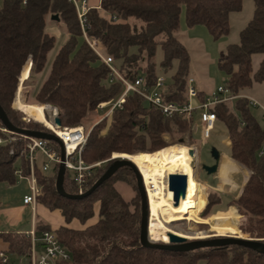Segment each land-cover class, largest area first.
Returning a JSON list of instances; mask_svg holds the SVG:
<instances>
[{"label":"trees","instance_id":"1","mask_svg":"<svg viewBox=\"0 0 264 264\" xmlns=\"http://www.w3.org/2000/svg\"><path fill=\"white\" fill-rule=\"evenodd\" d=\"M243 2L102 0L100 9L92 8L87 13V35L99 42L103 55L112 57L115 66L118 61L123 63L118 69L127 79L135 81L144 75L145 84L149 87L154 86L159 77L155 58L158 47H161L165 70L172 68L175 61L179 64L164 99L167 103L183 105L187 102L186 89L190 79V54L176 37L183 11L189 28L205 26L215 39H220L229 35L230 15L240 12ZM254 2L253 20L241 33L240 43L230 45L220 63V69L228 77L227 88L235 96L251 89L255 82L264 81V57L259 71L253 76V56H264V0ZM53 16L59 18L55 22L60 21L65 26L69 39L57 55L36 100L42 106L49 105L58 110L62 128L84 126L97 112L99 104L118 97L123 90L120 84L107 86L110 69L85 41L72 0H3L0 4V106L19 129L52 133L45 126L38 130L31 122L24 123L12 106L27 63L31 61L28 80L46 66L48 55L56 43V37L45 31L47 19ZM80 39H84L82 45L79 44ZM204 95L200 93L202 100ZM213 112L228 130L231 158L250 172L241 196L236 199L246 214V233L252 239L264 240V155L258 156L264 142V127L252 115L246 99H240L234 105L218 104ZM0 127L5 129L1 121ZM165 134L175 140V145L186 139L189 144H195L192 127L187 120L178 116L165 118L143 97L130 93L122 109L92 127L82 152L83 160L89 165L106 163L96 168L89 190L115 162L112 155L154 154L173 146L165 143ZM7 135L0 130V138L8 139ZM12 147L15 150L11 153ZM17 161L21 163L24 176H28L30 166L24 140L0 146V183L16 184ZM58 172L59 166L44 173L36 165V179L43 189V195L38 198L40 204L51 210H61L66 222L78 219L82 224L95 216V206L99 205V221L95 225L85 230L61 227L56 231L60 243L71 255V260L62 264H264L263 252L237 244L189 252L145 248L140 240V196L128 202L116 188L118 182L131 184L130 175L135 179L129 167L119 169L84 199H70L58 193ZM134 188L137 189V185ZM64 189L69 195H78L68 175H65ZM206 193L202 215L209 202ZM203 195L197 204L198 218L202 223L210 225L215 235L228 236L234 230L235 236L244 238L241 224L244 214L235 203L230 205L231 211L225 213V220L221 212L210 221L200 218ZM132 206H135V211L131 210ZM192 214L195 217L196 207L192 208ZM37 229L50 231L43 224H39ZM0 238L9 244L10 254L19 257L29 254L31 242L24 234L6 233Z\"/></svg>","mask_w":264,"mask_h":264},{"label":"rangeland","instance_id":"2","mask_svg":"<svg viewBox=\"0 0 264 264\" xmlns=\"http://www.w3.org/2000/svg\"><path fill=\"white\" fill-rule=\"evenodd\" d=\"M3 0H0V4H2ZM255 13V2L254 0H244L242 5V10L240 12H235L230 15L229 21H230V33L227 36H224L220 39H215L212 34L209 32V30L205 26H196L193 29L189 28L186 23L185 13L183 11L181 15V29L178 32V36H180V40H182L183 45L186 47V49L189 51L190 54V68H189V78L194 79L196 81V87L200 90H206L209 93L217 91L220 87L226 88L228 77L220 69V63L223 62L227 48L230 45L239 44L241 40V33L245 30V28L249 25V23L253 20ZM48 26L54 27L58 30V32L61 34V37H56V43L53 48V50L49 53L47 63L43 71L37 75H33L30 80L29 76L27 77L25 83H21L20 80V87L21 89V99L23 102L27 104H36V105H43L40 104L36 98L37 95L40 93L44 83L48 79L54 61L59 54L65 37H66V30L65 26L59 21L58 23L53 20V17H49L47 19ZM46 26V29L48 28ZM177 37V35H176ZM84 43V39L79 40V44L82 45ZM263 55H255L253 56V69L254 73L253 76L259 71L261 62L263 60ZM165 56L164 52L161 47H158L155 63H156V72L159 77H164L167 80L168 86H171L173 84L174 78L179 70V64L177 61L173 63L172 68L169 70H165L163 68V62H164ZM30 62V61H29ZM123 63L121 61L116 62L117 68L122 67ZM24 76V74H23ZM19 87V88H20ZM19 88L17 91L16 96L18 95ZM247 94L258 100L263 106H264V81L262 83L255 82L253 87L251 89L247 90ZM243 96H247L246 93L243 91L241 93ZM17 97H15V100ZM13 102V109L18 112L19 116L21 117L22 121L24 123H30L35 126L36 129L40 130L43 129L46 125H41L34 121L33 119L27 117L25 114H23L21 111H18L14 107ZM237 102V101H236ZM234 102V104H236ZM105 111L103 112H96L95 114L91 115L87 122H85V125L82 126L86 129V131H92V127L94 124H96L98 121L102 120ZM252 115L256 118L258 123L264 127V119L263 114L259 109L251 108ZM47 118L50 122L55 124V117H52L51 112L47 114ZM50 130V129H49ZM8 138H15L16 141H19L21 139L19 136L14 134H8ZM194 142L195 144H189L188 139H186L183 143H177L176 145H184L188 149H192L194 152V160L196 162V166L198 170V178L196 177L197 181L201 183L205 188L208 189V195L209 198L208 206L205 211V213L202 215V211L206 204V190L204 192L203 198H204V205L203 208L200 210L199 216L202 219H208L207 221L212 220L214 217H211L214 214L226 212L229 210L230 205L233 203L238 206L239 210L244 214V219L241 221L243 230H244V238L250 239V235L246 233V225H247V219L246 214L241 209L240 205L238 204V201L235 199L237 196L238 190L236 188L234 189V186H242L245 182V175L246 177L250 176V172L246 170L244 167L241 168L244 170L245 175L243 172L241 173H232L230 178L228 179L225 173H217L215 175H209L207 176L205 173H201L200 167H206V166H213L216 164V161L212 155L213 150H217L220 154V163L221 166L223 163L224 155L227 158H231V149L227 144V141L229 140V134L226 126L218 121L215 125V129L212 131L210 139L204 143L201 139V135L199 132L195 133L194 136ZM163 139L165 140V143L170 145H175V140L173 141L171 136L169 134H165L163 136ZM55 146H57L54 142H52ZM20 151L24 150V148H19ZM190 149V150H191ZM15 150L14 147L11 148V153ZM18 150V149H17ZM115 155H112L111 159H114ZM39 158V167H42V163L45 160L41 155H38ZM200 163H199V162ZM227 161V159L225 160ZM21 163L20 161H17L16 168L20 169ZM131 169V168H130ZM132 170V169H131ZM219 175L221 178H219ZM216 177V178H215ZM215 178V179H214ZM129 179L131 180L130 183H126L129 185V187L132 190L133 199H136L139 196L138 190L134 188L135 185H137L136 178L134 179L132 175L129 176ZM228 179V180H227ZM125 183V182H124ZM226 183H231L230 185H226ZM198 184L196 182H192L187 185V206H188V214L185 216V219L180 220L178 222H174L171 224H167L166 227L168 228V231L170 232H176L180 234H184L185 236H190L191 240L193 239H201V238H207L211 239L217 235L213 232L210 225L202 223V221L198 218V212H197V202L201 194L203 193V189L201 186L199 189H197ZM2 187V186H0ZM7 190V189H6ZM24 190H30L29 181L22 180L17 177V182L12 188L10 192H8V198L9 201H19L22 197V191ZM168 192V190H166ZM230 191H233L232 193ZM236 191V193H235ZM230 192V193H229ZM124 198L127 200L126 195H124ZM223 201V204L218 207L217 204L219 201ZM39 203V202H38ZM219 205V204H218ZM196 207V215L195 217L192 214V208ZM132 211H135V206L131 207ZM29 215L27 218H29ZM223 219L226 218V214L222 213L220 214ZM211 217V218H210ZM232 222V221H231ZM169 232V233H170ZM167 233L165 232L163 234V237L161 238L160 242L157 243H165L167 241ZM168 233V234H169ZM202 233V234H201ZM200 235V236H199ZM232 235V234H231ZM198 236L199 238H197ZM196 237V238H195ZM164 238V239H163ZM153 242V241H152ZM156 243V242H155ZM200 264H205L204 262Z\"/></svg>","mask_w":264,"mask_h":264},{"label":"built area","instance_id":"3","mask_svg":"<svg viewBox=\"0 0 264 264\" xmlns=\"http://www.w3.org/2000/svg\"><path fill=\"white\" fill-rule=\"evenodd\" d=\"M100 1L102 2V0ZM72 2L77 8L85 41L110 69L109 77L106 80L107 86L120 84L123 87L118 97L98 105L97 112H106L102 120L107 118L110 119L114 111L122 109L125 99L130 93L138 94L143 97L154 108L160 110L165 118L178 116L187 120L191 124L193 135L199 132L204 143L210 139L212 131L219 121L217 115L213 112L214 107L218 104L231 103L234 105V102L240 99H246L249 102V108L259 109L264 119V106L260 102L249 96H235L227 87H220L217 91L204 95V99L202 100L200 97L201 92L197 89L195 80L189 79L186 89L187 102L180 105L174 102L167 103L165 101L164 95L167 93L168 83L164 77H158L156 84L152 87L145 84L144 75H140L135 81L127 79L115 66L113 58L103 55L99 42L91 39L87 35V30L89 29L87 13L92 8L100 9L101 7H92L88 0H72ZM114 20L116 21V18H114ZM242 126H244V123H242ZM60 129L64 131L66 138L59 137L54 131L50 130L62 143V145L57 143V146L48 140L20 136L21 140L25 141V155L30 166V173L28 176H24L21 168L17 171V177L29 181L30 185V194L24 197V205H36L38 203V198L43 195V189L38 183L35 175V167L39 163L38 155H41L45 159L41 167L44 173H48L53 167H60V165L63 164L65 166L66 175H68L69 180L75 185L78 195H83L89 190V184L96 174V168L106 163L101 162L89 165L83 160L82 152L87 144L91 131H86L82 126L65 129L61 127ZM0 130L4 134H11V132L1 127ZM69 135H73V142H75L74 147L68 144L70 142ZM15 141V138H0V146ZM62 151H64L65 154L64 160L62 159ZM191 151L193 150L191 149ZM263 155L264 142L258 153L259 157ZM193 157H195L194 152ZM26 237L31 241V248L29 254L25 257H21V259L26 258L27 261L24 262L20 260L21 262L16 264H62L71 260L70 253L60 243L56 232L43 231L41 236L38 237L37 233L32 231L27 234ZM0 260V264H15L11 261L10 257L3 252L0 253Z\"/></svg>","mask_w":264,"mask_h":264},{"label":"bare ground","instance_id":"4","mask_svg":"<svg viewBox=\"0 0 264 264\" xmlns=\"http://www.w3.org/2000/svg\"><path fill=\"white\" fill-rule=\"evenodd\" d=\"M30 65L31 61L28 62L25 67L23 73L24 76L20 79L21 83H25L29 76ZM21 89L22 88L20 87L14 107L37 123L49 127V129L54 131L59 137L66 138L64 131L54 123L50 122L47 118L49 112H51L52 117H56L58 110L49 105L41 106L24 103L21 99ZM69 137L70 142L68 144L71 147H74L75 142H73V135H69ZM190 151L191 150L184 145H173L154 154H138L132 156L116 154L114 157V159H129L137 167L143 177V182L147 188V196L149 199V236L154 243L160 242L165 232H170L166 227L167 224L169 225L183 220L188 214L187 185L193 181L197 182L195 179V166L193 167L195 160ZM220 167V172L225 174L240 171V168L236 164L228 160ZM166 190H168V192ZM168 233L166 235L167 241L165 243H169L170 239L168 235L170 233H174L187 239L191 238L190 236H185L184 234L173 231L169 234ZM230 236H235L234 230L233 234ZM196 237L199 238L198 236ZM215 237L225 236L217 235ZM208 238L210 237L201 239Z\"/></svg>","mask_w":264,"mask_h":264},{"label":"water","instance_id":"5","mask_svg":"<svg viewBox=\"0 0 264 264\" xmlns=\"http://www.w3.org/2000/svg\"><path fill=\"white\" fill-rule=\"evenodd\" d=\"M53 20H59L58 16H53ZM0 121L5 129L15 135L31 137L36 139L48 140L51 142H56L62 145L61 141L53 134V133H44L39 131H28L15 127L9 120L3 108L0 106ZM55 125L58 127H62V123L57 116L55 118ZM193 156V151H190ZM213 157L217 160V165L214 167H205L210 175L215 174L217 172L218 165L220 163L221 154L217 150H213ZM64 151H62V159L64 160ZM115 162L111 165V167L107 170V172L91 187L83 195H69L64 189V179L66 175L65 166L63 164L59 167V172L56 180V187L58 193L62 197L70 198V199H84L92 195L103 183H105L110 177H112L119 169L123 167H129L132 169L136 182H137V190L141 199L142 206V222H141V236L140 240L145 248H153L160 250H170L175 252H189L202 248L209 247H225L231 244H237L245 247L252 248L259 252L264 253V240L258 239H246L239 238L235 236H225V237H213L211 239H200V240H189L184 237H180L174 233H170L169 243H154L151 241L149 236V199L147 196V190L145 184L143 182V177L138 171L137 167L129 160L124 158L113 159Z\"/></svg>","mask_w":264,"mask_h":264},{"label":"crops","instance_id":"6","mask_svg":"<svg viewBox=\"0 0 264 264\" xmlns=\"http://www.w3.org/2000/svg\"><path fill=\"white\" fill-rule=\"evenodd\" d=\"M89 3L92 7H98V6H100L101 1L100 0H90ZM48 24L49 23L47 21L46 26H48ZM191 29H193V28H191ZM46 32L49 33L50 35L55 36V37H58V38L61 37V34L54 27L49 28V26H48V28L46 29ZM177 38L180 40V36H178V34H177ZM68 39H69V37L66 34L63 46L68 41ZM180 41L182 42V40H180ZM195 85H196V81H195ZM198 90L200 92L204 93L205 95L210 94L206 90H200V89H198ZM244 92L246 93L247 96L252 97V96L247 94V90ZM227 144L231 149V143L229 140L227 141ZM226 159L230 162H233L234 164H236L240 168V171H236L234 173L237 174V173L243 172L245 175V172L242 169L244 166L235 162L232 158H227L225 155H224V158L222 160L223 161L222 163H224ZM241 166H242V168H241ZM219 173H220V170H219ZM231 174H226L228 179L230 178ZM219 178H221L220 175H219ZM248 179H249V177H246V175H245V182L243 183V185L241 187L240 186H238V187L234 186V189L236 188V190H238L237 196L235 197V199L238 200V198L241 196V194L243 192V188H244L246 182L248 181ZM196 183L198 184L196 186L197 189H199L200 186L203 189V193L201 194V196L204 194L205 190H206V192H208V189L205 188L201 183H199L198 181ZM230 184L226 183V185H230ZM0 186H2V187H0V235L6 234V233H18V234H24L25 236H27V234L31 233L32 231H35L37 233V236L40 237L43 230L37 229L39 224L46 225L50 228V231L56 232L61 227H67V228L73 229V230H85V229L95 225L99 221V205L98 204L95 206V216L92 219L88 220L86 224H82L78 219H73L71 222H66V220L62 214V211L59 209L51 210V209L47 208L46 206H44L40 203H37L34 206L24 205V197L30 194V190L22 191L21 199L19 201L12 202V201H9L8 192H10L12 190L14 185L10 186L7 183H0ZM116 188L122 194L123 197H124V195L129 197V198H127V200L125 198L124 199L126 201L130 202V200L133 198V193H132V190L129 187V185H127L124 182H118L116 184ZM230 192L232 193L233 191H230ZM235 193H236V191H235ZM201 196L199 197V199L201 198ZM199 199H198V201H199ZM218 204H217V206L220 207L223 204V201L222 200L219 201ZM230 211L231 210L229 209L228 211L222 212V213H229ZM28 214H30L29 218H27ZM214 215H212V216H214ZM231 224H232V222H231ZM0 251L3 253H6L10 257L11 261L15 264L21 262L20 260H23L24 262L27 261L26 258L21 259V257H19L17 255L10 254L9 253V244L6 243L2 238H0Z\"/></svg>","mask_w":264,"mask_h":264},{"label":"flooded vegetation","instance_id":"7","mask_svg":"<svg viewBox=\"0 0 264 264\" xmlns=\"http://www.w3.org/2000/svg\"><path fill=\"white\" fill-rule=\"evenodd\" d=\"M212 155H213V153H212ZM215 159V158H214ZM215 161H216V164L215 165H213V166H206V167H214V166H216L217 165V160L215 159ZM199 162V161H198ZM200 163V162H199ZM195 166V168H194V170H195V176L198 178V175H197V173H198V170H197V167L199 166V164L196 166V163H195V161H194V163H193V167ZM200 170H201V173H205L207 176H209L210 174L208 173V171L205 169V167H200ZM219 170H220V165H218V168H217V172L215 173V174H217L218 172H219ZM215 174H212V175H215Z\"/></svg>","mask_w":264,"mask_h":264}]
</instances>
